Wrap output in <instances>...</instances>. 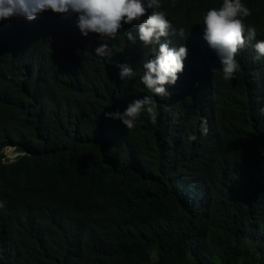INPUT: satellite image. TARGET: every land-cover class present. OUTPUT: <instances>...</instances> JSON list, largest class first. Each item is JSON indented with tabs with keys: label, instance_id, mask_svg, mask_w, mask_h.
Here are the masks:
<instances>
[{
	"label": "trees",
	"instance_id": "obj_1",
	"mask_svg": "<svg viewBox=\"0 0 264 264\" xmlns=\"http://www.w3.org/2000/svg\"><path fill=\"white\" fill-rule=\"evenodd\" d=\"M241 2L263 36L264 0ZM160 3L197 30L222 0ZM40 30L52 43L39 50L0 36V264H264V66L243 53L253 81L210 90L196 64L188 90L162 98L121 30L96 41L56 16ZM32 51L31 69L14 59ZM146 95L155 121L105 116Z\"/></svg>",
	"mask_w": 264,
	"mask_h": 264
},
{
	"label": "clouds",
	"instance_id": "obj_2",
	"mask_svg": "<svg viewBox=\"0 0 264 264\" xmlns=\"http://www.w3.org/2000/svg\"><path fill=\"white\" fill-rule=\"evenodd\" d=\"M160 8V0H0V36L19 51L50 46V35L39 31L42 19L49 16L58 17L63 31L71 28L83 36L92 33L96 41L115 39L121 30L123 38L138 49L137 68L144 70L142 83L162 98L175 86L180 87L177 93L186 92L189 72L194 74L196 64L203 66L210 90L249 78L253 81L251 71L244 72L241 67L243 53L254 65L264 66V35L257 34L247 21L252 13L241 0H222L220 7L201 13L203 29L198 21L197 30L193 22L184 25L182 16L172 20ZM32 53L14 59L31 69ZM95 54L107 57L111 49L101 43ZM116 67L121 80L135 76L127 63H117ZM143 112L155 121L157 111L151 96L133 99L123 113L105 116L118 118L131 129ZM201 131L207 133L206 122Z\"/></svg>",
	"mask_w": 264,
	"mask_h": 264
},
{
	"label": "rangeland",
	"instance_id": "obj_3",
	"mask_svg": "<svg viewBox=\"0 0 264 264\" xmlns=\"http://www.w3.org/2000/svg\"><path fill=\"white\" fill-rule=\"evenodd\" d=\"M2 150L7 158H12L15 155V151L12 149L11 146H5Z\"/></svg>",
	"mask_w": 264,
	"mask_h": 264
}]
</instances>
